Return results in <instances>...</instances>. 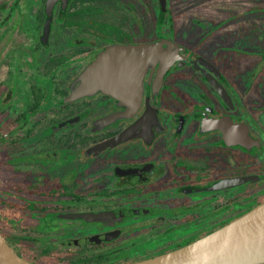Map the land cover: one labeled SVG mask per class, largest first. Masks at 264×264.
Segmentation results:
<instances>
[{
  "label": "flooded vegetation",
  "instance_id": "flooded-vegetation-1",
  "mask_svg": "<svg viewBox=\"0 0 264 264\" xmlns=\"http://www.w3.org/2000/svg\"><path fill=\"white\" fill-rule=\"evenodd\" d=\"M110 48L112 85L79 91ZM263 202L264 0H0V232L18 254L147 259Z\"/></svg>",
  "mask_w": 264,
  "mask_h": 264
},
{
  "label": "water",
  "instance_id": "water-1",
  "mask_svg": "<svg viewBox=\"0 0 264 264\" xmlns=\"http://www.w3.org/2000/svg\"><path fill=\"white\" fill-rule=\"evenodd\" d=\"M147 48L152 53V59L160 52L159 45ZM163 51L166 69L176 59L177 52L171 47L167 53ZM115 57L116 48L98 55L82 74L78 90L86 92L112 85L107 78L116 75ZM0 264L44 263L18 254L0 232ZM115 264H264V202L192 243L151 258Z\"/></svg>",
  "mask_w": 264,
  "mask_h": 264
},
{
  "label": "rangeland",
  "instance_id": "rangeland-1",
  "mask_svg": "<svg viewBox=\"0 0 264 264\" xmlns=\"http://www.w3.org/2000/svg\"><path fill=\"white\" fill-rule=\"evenodd\" d=\"M51 262H56V261H51ZM62 262L63 263H61V264H68V260H63Z\"/></svg>",
  "mask_w": 264,
  "mask_h": 264
},
{
  "label": "trees",
  "instance_id": "trees-1",
  "mask_svg": "<svg viewBox=\"0 0 264 264\" xmlns=\"http://www.w3.org/2000/svg\"><path fill=\"white\" fill-rule=\"evenodd\" d=\"M84 264V263H83ZM85 264H87V263H85Z\"/></svg>",
  "mask_w": 264,
  "mask_h": 264
}]
</instances>
